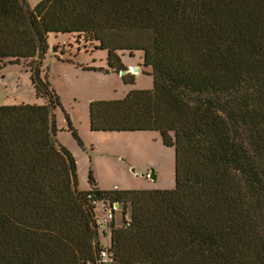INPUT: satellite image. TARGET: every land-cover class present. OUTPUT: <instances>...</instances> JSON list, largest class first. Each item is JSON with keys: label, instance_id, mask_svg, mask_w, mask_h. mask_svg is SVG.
I'll return each mask as SVG.
<instances>
[{"label": "trees", "instance_id": "16d2710c", "mask_svg": "<svg viewBox=\"0 0 264 264\" xmlns=\"http://www.w3.org/2000/svg\"><path fill=\"white\" fill-rule=\"evenodd\" d=\"M49 33L96 42L116 73L118 51L143 52L152 88L90 101V129L159 132L175 149L173 189L77 188L41 78ZM23 60L47 100L0 105V264L94 258L88 194L130 210L110 231L118 264H264V0H0V63Z\"/></svg>", "mask_w": 264, "mask_h": 264}, {"label": "rangeland", "instance_id": "374dc122", "mask_svg": "<svg viewBox=\"0 0 264 264\" xmlns=\"http://www.w3.org/2000/svg\"><path fill=\"white\" fill-rule=\"evenodd\" d=\"M38 1L27 0V3L31 7ZM72 36L71 33L48 34L40 69L41 78L48 82L49 90L58 100L52 111L55 138L75 159L77 188L81 191H88L92 186L101 191L173 189L175 149L163 144L159 132L90 129V101L99 97L119 99L132 89L152 88L153 68L144 66L143 52L130 54L118 51L121 60L128 64L127 68L136 66L142 70L131 72L134 83L125 84L120 73L85 70L86 65L106 68L107 51L98 49L77 53V47L71 49L67 45L73 44ZM46 100L36 94L31 82L29 60L20 64L0 63V105L42 104ZM233 130L238 141H247L249 130L246 127H235ZM102 208L100 203L96 209L100 217L103 216ZM122 209L120 205L116 211V226H121ZM110 231L109 227L98 230L100 245H110Z\"/></svg>", "mask_w": 264, "mask_h": 264}, {"label": "built area", "instance_id": "2783aa9c", "mask_svg": "<svg viewBox=\"0 0 264 264\" xmlns=\"http://www.w3.org/2000/svg\"><path fill=\"white\" fill-rule=\"evenodd\" d=\"M87 198L91 201L93 205L96 206V209L100 203L103 204V208H102L103 216L102 217L97 215L96 209H94L95 210V217H94L95 227H96L97 232L99 229H102L103 227H109L111 230L112 226L117 225L115 223V215L120 205L123 206L122 204L118 202L116 203L111 202L110 199H97L96 196H94L93 194H88ZM120 213L123 217L121 221V225H123L124 223L125 225H128L130 221V210H128V206L127 208L123 206V209ZM83 264H118V263L115 258V253L113 252L110 245L108 247H104L100 245L94 258L86 261Z\"/></svg>", "mask_w": 264, "mask_h": 264}, {"label": "crops", "instance_id": "0c3cea01", "mask_svg": "<svg viewBox=\"0 0 264 264\" xmlns=\"http://www.w3.org/2000/svg\"><path fill=\"white\" fill-rule=\"evenodd\" d=\"M29 6V5H28ZM35 6V4L34 5H32L31 6V8L32 7H34ZM30 7V6H29ZM74 36H72L73 38V44H70V43H68L67 45H68V47H70L71 49H74V47L76 48L77 47V53H80V52H89L90 50H98L97 48H95L94 46H95V44H97L96 42H94V43H86V42H78L77 40H76V35L75 34H73ZM66 47V46H65ZM100 50V49H99ZM103 50V49H102ZM128 52V51H127ZM124 63V62H123ZM125 64V63H124ZM126 66H128V64H125ZM86 66H92V67H96V68H99L98 66H95V65H86ZM145 67H150V66H145ZM102 68V67H101ZM85 70H87V69H85ZM87 71H91V72H103V73H105V74H113V73H115V71L112 69V68H110L109 66H107L106 68H102L101 70H87ZM126 84V83H125ZM100 96H103V95H100ZM99 99H110V98H104V97H99ZM114 99V98H113ZM92 131V130H91ZM108 132H118V131H108ZM121 132H127V131H121ZM120 224V223H119ZM118 224V225H119Z\"/></svg>", "mask_w": 264, "mask_h": 264}, {"label": "water", "instance_id": "95a60500", "mask_svg": "<svg viewBox=\"0 0 264 264\" xmlns=\"http://www.w3.org/2000/svg\"><path fill=\"white\" fill-rule=\"evenodd\" d=\"M129 72L130 73L131 72H137L138 73V72H142V70L139 67L133 66L132 69L131 68H126V69L121 70L119 73L123 76V75H125V74H127Z\"/></svg>", "mask_w": 264, "mask_h": 264}]
</instances>
